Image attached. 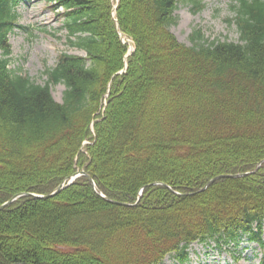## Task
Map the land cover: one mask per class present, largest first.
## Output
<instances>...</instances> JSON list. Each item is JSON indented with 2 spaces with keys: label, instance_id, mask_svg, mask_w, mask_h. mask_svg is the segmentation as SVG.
I'll list each match as a JSON object with an SVG mask.
<instances>
[{
  "label": "trees",
  "instance_id": "16d2710c",
  "mask_svg": "<svg viewBox=\"0 0 264 264\" xmlns=\"http://www.w3.org/2000/svg\"><path fill=\"white\" fill-rule=\"evenodd\" d=\"M46 1L87 55L61 53L45 84L11 69L20 0H0V205L87 175L0 210V264L186 262L193 243L244 236L264 247V0H236L239 41L198 30L193 45L172 31L186 0ZM221 174L237 176L201 191Z\"/></svg>",
  "mask_w": 264,
  "mask_h": 264
},
{
  "label": "rangeland",
  "instance_id": "374dc122",
  "mask_svg": "<svg viewBox=\"0 0 264 264\" xmlns=\"http://www.w3.org/2000/svg\"><path fill=\"white\" fill-rule=\"evenodd\" d=\"M200 3L201 7H196L192 0L179 4L178 22L172 31L180 41L193 45V34L198 30L210 41H239L234 21L236 0H200ZM53 6L46 0H20L16 8L17 26L10 34V68L40 84H45L48 79L45 70L56 65L61 53L87 55L69 43L63 9ZM65 89L63 83L51 86L57 101H63ZM162 264H264V247L248 236L243 237L239 246L197 242L189 247L188 261L181 262L175 255H168Z\"/></svg>",
  "mask_w": 264,
  "mask_h": 264
},
{
  "label": "water",
  "instance_id": "95a60500",
  "mask_svg": "<svg viewBox=\"0 0 264 264\" xmlns=\"http://www.w3.org/2000/svg\"><path fill=\"white\" fill-rule=\"evenodd\" d=\"M123 41H124V39H123ZM130 54H131V51L127 54V56L130 55ZM123 71H125V69H124ZM123 71H122V72H123ZM261 164H262V162H260V163L257 165L255 171H257V170L260 168ZM86 174H87V173H86L84 170H79V171H77L75 174H73V175L70 177V179H69V181H68L67 184L63 183L62 185H60V186L58 187V189H57L56 191H54V192H52V193H50V194H46V195H40V194H35V193L18 194V195H16V196H14L13 198H11L9 201H7V202L1 204V205H0V210L4 209L6 206H8V205L11 204L12 202H14L19 196H22V195H29V196H33V197H36V198H49V197H52V196L58 194V193H59L61 190H63L65 187L71 185V184H72V183H73L78 177H80L81 175H86ZM244 175H245V174H240V176H244ZM236 176H237V175H233V174H221V175L215 176V177H213L212 179H210V180L207 182L206 186H205L201 191L206 190V189L208 188L209 185H211L213 182H215L216 180H218V179H220V178H224V177H236ZM91 180L93 181L92 178H91ZM93 183L95 184L94 181H93ZM151 185H152V184H151ZM177 193H178V192H177ZM178 194H180V193H178ZM100 195L103 196V197H104L106 200H108L109 202H112V203H114V204H122V203H120V202H118V201H116V200H113V199H110V198L106 197V196H105L104 194H102V193H101ZM123 205H127V204H123ZM23 264H26V263H23Z\"/></svg>",
  "mask_w": 264,
  "mask_h": 264
}]
</instances>
